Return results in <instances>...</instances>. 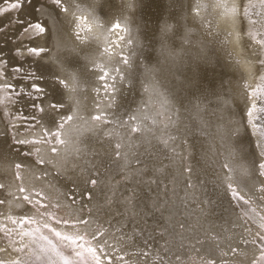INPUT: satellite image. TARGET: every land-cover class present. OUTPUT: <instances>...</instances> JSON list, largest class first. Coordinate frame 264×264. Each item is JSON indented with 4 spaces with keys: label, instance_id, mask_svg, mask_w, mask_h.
I'll use <instances>...</instances> for the list:
<instances>
[{
    "label": "bare ground",
    "instance_id": "1",
    "mask_svg": "<svg viewBox=\"0 0 264 264\" xmlns=\"http://www.w3.org/2000/svg\"><path fill=\"white\" fill-rule=\"evenodd\" d=\"M132 2L133 6L129 7V0H63L68 11L61 12L55 9L51 0H38L37 6L44 7L36 14L37 18L49 22L50 34L34 42L27 35L19 36L20 26L13 23L17 15L15 11L0 16V26L9 25L6 34L0 33V41L8 40L3 47L4 55L9 59L7 75H12L13 65L21 63L24 72L38 68L44 77L42 86L46 89V112L43 116L30 107L32 101L27 98L16 100L13 97L0 103V113L15 115L19 111L29 118L35 117L38 125L33 129L26 126L29 122L25 120L9 119L7 115L0 117V184L5 185V189L0 190V200L9 201V204L0 205V223L13 227L6 217L12 214L18 219L23 210V202L15 199L20 186V181L14 177L13 166L16 163L24 166L21 175L28 189L33 185L47 187L49 183L55 186L57 192L67 191L74 183L82 191L85 188V177L77 173H61L58 176L50 165L40 169L32 163L36 158L35 147H39L46 161L54 159L57 166L63 165L62 157H50L47 145L17 143L41 137L44 129L55 130L56 122L62 117L49 107L53 100L64 102L65 113L71 111L74 117L83 116L85 119L90 113L95 114L98 103L115 123L137 113L141 115L142 127H146L143 121L161 123L165 114H172L169 111L172 105L180 139L190 141L183 153L188 158L183 163L193 169L191 180L195 196L205 201L211 198L213 210L205 216L193 198L192 190L186 188L189 174L182 170L180 156L169 152L167 159L161 155L156 161L141 156V168L144 164L151 166L155 163L160 169L150 177L156 181L150 185L151 198L160 202V211L152 219L158 221L161 228L167 229L165 239L173 252L182 256L183 264H203L202 257L208 255L215 256L217 264H249L251 245L247 248L241 246L237 256L231 254L230 248L239 243L241 235L250 239L256 225H245L237 219V213L225 194L222 165L228 162L237 169L233 185L239 186L241 192L253 201L255 211L264 215V199H261L264 194L254 191L255 185L264 181V178L255 176L256 163L264 162V157L260 155L264 152V138L247 125L244 112L249 100L243 87L244 84H253L257 52L264 51L258 49L255 43H250L248 36V32L264 33V8L258 6L260 0H250L251 4L257 5L249 9L251 18L257 21L253 25L247 24V18L242 21L233 11L239 8L241 0ZM243 2L248 3L249 0ZM5 7L7 4L0 0V8ZM26 17V13L21 14L22 19ZM81 18L86 21V27L79 26ZM115 22L128 29L123 33L125 42L121 46L129 57V64L126 67L121 65L123 80L117 79L114 85L109 81L114 89L112 99L117 103L108 106L105 104L108 97L103 95L99 79L101 73L96 65H103L109 72L112 70L114 60L102 56L100 50L105 46L106 39H116L108 31ZM243 24L246 30L242 33ZM166 25L171 27V31H164ZM77 31L81 34L79 41L75 37ZM16 36H19L18 40L13 39ZM33 43L46 47L48 55L36 58L25 53L19 59L13 57L10 49L18 44ZM21 75L14 81L0 80V85H24ZM57 79H65L66 87L60 86ZM7 95L6 92L0 93V98ZM182 102L185 104L183 108L180 107ZM195 105L199 106V113ZM141 108L143 113L139 112ZM83 126L76 119L70 131L75 134L76 128ZM233 130H238V134H234ZM87 139L85 135L79 137L78 142ZM87 143L94 150L103 151L94 138L88 139ZM27 151L32 152L31 157L23 155ZM180 151L178 144L177 152ZM161 160L163 164L159 163ZM78 163L84 165L83 161ZM132 163L135 165L136 161ZM240 168L249 169L252 175L242 177ZM41 172L48 173L47 179L35 180ZM130 177L135 178V173H130ZM105 178L112 187L123 186V182L116 185L120 176L115 164L107 170ZM142 187L147 191L149 185ZM94 194L97 199H102L99 188ZM97 199L91 201L93 206ZM17 204L22 207L17 208ZM257 223L260 221L257 220ZM181 224L184 228L180 227ZM205 229L222 233L221 246L217 247L215 242L197 245L201 249L198 253L188 242L193 236H203ZM142 240L143 237L139 238L140 242ZM162 243L161 237L156 235L152 241L154 254L149 264H160ZM172 264L176 262L173 260Z\"/></svg>",
    "mask_w": 264,
    "mask_h": 264
},
{
    "label": "snow or ice",
    "instance_id": "2",
    "mask_svg": "<svg viewBox=\"0 0 264 264\" xmlns=\"http://www.w3.org/2000/svg\"><path fill=\"white\" fill-rule=\"evenodd\" d=\"M7 7L0 8V16L9 11H15L17 15L13 23L19 25V36L27 35L31 41L48 36L50 34L49 22L37 18V13L44 6L38 7V0H3ZM55 9L67 12L63 0H51ZM133 6L129 0V7ZM259 7L264 8V0H260ZM207 7L206 5L204 6ZM257 5L244 3L241 0L239 8L233 11L247 24H256L249 14L250 8ZM26 13V18H21V14ZM259 15V13H258ZM80 27H86V21L81 18ZM9 25L0 26V33H5ZM102 27V25H101ZM208 27L210 28V22ZM92 31L91 28H87ZM243 24L242 33L245 31ZM116 39H106L105 46L100 50L102 56L114 60L112 70L109 72L103 65H96L100 71L99 79L102 81L103 95L108 97L105 104L111 106L117 101L112 99L114 89L109 85L115 84L117 79L123 80L122 67L129 64V57L124 54L122 43L125 42L124 32L128 31L122 27L120 22L112 24L108 30ZM165 32L171 31L170 26H165ZM19 36L13 37L18 40ZM250 43H255L258 49L264 50V33L248 32ZM259 36V38H257ZM76 39H81L79 31L75 33ZM8 44V40L0 41V80H16L19 74L25 82L24 85L8 83L0 85V93L6 92V97L0 98V103L13 97L27 98L32 101L30 107L34 111H39L41 116L46 112L44 101L46 100V89L42 86L44 77L38 68L24 72L21 64L13 65L12 75L8 76L6 69L9 59L5 57L3 47ZM117 49H119L117 51ZM13 57L19 59L27 54L28 57L40 58L48 55L46 47L33 44H18L14 49H10ZM254 67L256 73L251 86L244 84L249 100L248 108L244 112L247 125L255 129L264 138V51H258ZM39 81L40 83H37ZM57 83L66 87L65 79H57ZM147 91V88L145 89ZM100 95V91H97ZM185 104L182 102L180 107ZM49 107L61 114V120L56 122L55 130L44 129L41 137L29 140L17 141L20 145H47L51 158L62 157L63 165L57 166L54 159L45 160L41 155L40 148H36V158L33 164L40 169L51 166L56 170V175L61 173L74 172L83 177L85 188L82 191L77 184L69 185L67 191L57 192L54 185L50 183L47 187L33 185L28 189L23 184L21 170L24 166L16 163L14 167V177L20 181L19 195L15 196L17 201H22L23 210L17 219L12 214L6 217L8 223L13 227L9 228L6 223H0V264H149L154 254L152 241L156 235L163 240L161 247L163 254L160 257V264H183L182 256L173 252L169 247V241L165 239L166 228H161L158 221H153L152 217L160 211V202L153 200L151 184H155V179H150L154 171L160 169L153 163L151 166L144 164L141 168V156H147L150 160L156 161L159 156L168 153L178 155L181 158L182 170L189 174L186 188L192 190V195L201 206L202 212L207 216L208 211L213 210V200H199L195 196V188L191 180L193 169L190 165L184 166V161L188 158L184 150L190 143L188 139L181 140L178 128L174 119L175 109L170 107L171 115L165 114L163 121L157 123L143 121L146 127L141 126V115L133 113L127 119L115 123L109 118L104 108L99 103L95 114L90 113L88 118L83 116L74 117L71 111L65 113L64 102L53 100ZM198 113L199 106L195 105ZM144 109L139 110L143 113ZM9 116V119L25 120L29 122L26 126L35 129L38 125L35 117L29 118L27 114L19 111L15 115L0 113V117ZM79 119L83 127H77L75 134L72 129L74 121ZM115 125V126H114ZM238 134V130H233ZM87 135L88 139H93L100 145L103 151L98 152L89 147L87 140L78 142L79 137ZM181 149L177 152V146ZM260 145L258 144L257 147ZM23 155L31 157L32 152H23ZM264 157V152L260 153ZM71 157V159L69 158ZM133 160L136 164L133 165ZM80 161L84 162L81 166ZM99 161V163H97ZM163 164V161H159ZM115 164L118 169L120 180L116 185L123 182V186H110L105 176L107 170ZM71 165V167H69ZM225 171L224 189L228 201L232 204L237 213V219L245 225H256V231L251 238L240 236L239 243L231 246L230 252L237 256L241 252V246L247 248L252 246V255L249 264H264V215H260L253 208V201L244 195L239 186L233 185V179L237 169L232 164L225 162L222 165ZM255 176L264 178V162L258 161L255 165ZM130 173H135V178L130 177ZM239 174L242 177H250L252 173L247 168H240ZM48 176L47 172H41L35 176V180L43 181ZM148 184L149 188L144 191L143 185ZM100 189L102 199H97L95 190ZM5 185L0 184V190H4ZM254 191L264 194V181L255 185ZM97 199L95 206L91 201ZM264 199V196L261 197ZM9 204V201L0 200V205ZM22 205L17 204V208ZM207 208V211H206ZM264 211V209H262ZM31 213V214H28ZM63 213V214H61ZM2 215V214H0ZM257 220L260 223H257ZM184 228V225H180ZM143 237L142 242L139 238ZM222 233H216L212 229H205L203 236H193L189 240L191 246L198 253L201 251L197 245H204L215 242L217 247L221 246ZM185 245H181L184 247ZM223 254V253H222ZM203 264H217L216 257L208 255L202 257Z\"/></svg>",
    "mask_w": 264,
    "mask_h": 264
}]
</instances>
